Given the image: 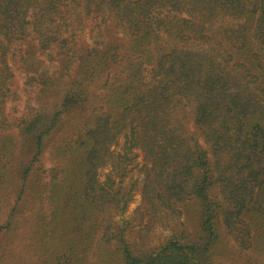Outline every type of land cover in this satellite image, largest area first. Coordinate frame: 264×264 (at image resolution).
<instances>
[{"label":"trees","instance_id":"16d2710c","mask_svg":"<svg viewBox=\"0 0 264 264\" xmlns=\"http://www.w3.org/2000/svg\"><path fill=\"white\" fill-rule=\"evenodd\" d=\"M31 42L48 65L25 85L48 100L8 117L10 62ZM134 149L132 218L140 232L174 223L139 250L122 218ZM0 235V264L264 250V0H0Z\"/></svg>","mask_w":264,"mask_h":264},{"label":"rangeland","instance_id":"374dc122","mask_svg":"<svg viewBox=\"0 0 264 264\" xmlns=\"http://www.w3.org/2000/svg\"><path fill=\"white\" fill-rule=\"evenodd\" d=\"M110 38V37H108ZM115 42L118 46L122 48L125 46V43L122 40H111ZM25 49L28 52V60L25 63H21L19 60L14 59L10 62L12 69L15 73L14 81H13V94L6 103V113L8 117H19L24 113L31 112L33 108H36L42 101L46 102L48 99H40L38 97V90L36 88H28L25 85V81L27 76H37L44 66L47 67L48 62L44 55H40L35 42L27 43L25 45ZM123 51V50H121ZM58 69L60 73H63V64L54 63L51 64L49 70L53 72L55 69ZM56 92L53 93V98H56ZM51 100V99H50ZM191 121V120H190ZM189 127H191V122L189 123ZM61 130L54 135L52 139H58ZM52 141V140H51ZM49 142L43 157L42 162L44 167L49 168L52 165L50 160V148L51 143ZM134 154L136 155V161L138 166L134 167L129 172L130 180H135V191L132 199L127 205L126 210L122 214V218L126 220H131V223L127 227L126 231V239L130 243H138L137 250L139 249H149L159 246L163 244L168 236L171 234V227L174 226V223L170 222V226H156L154 229H151L149 232H140L141 226L138 225L137 222L132 218L134 215V211L136 207L139 206L140 203V194H139V186L141 180V174L138 172V168L141 166L142 158L141 153L138 150L134 149ZM107 172V169H103L100 172V179L104 178V174ZM170 227V228H169ZM193 224L188 220L186 228L193 229ZM0 235V240H1ZM21 249V244H18ZM252 248L249 250H230L227 244L221 245L218 253L215 255V262L217 264H264V250L262 247Z\"/></svg>","mask_w":264,"mask_h":264}]
</instances>
